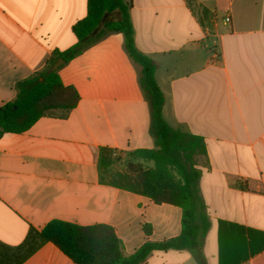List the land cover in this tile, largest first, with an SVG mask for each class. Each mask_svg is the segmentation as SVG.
Wrapping results in <instances>:
<instances>
[{
    "label": "crops",
    "instance_id": "obj_1",
    "mask_svg": "<svg viewBox=\"0 0 264 264\" xmlns=\"http://www.w3.org/2000/svg\"><path fill=\"white\" fill-rule=\"evenodd\" d=\"M126 1L135 43L157 63L166 120L202 135L207 148L195 157L210 222L201 245L156 249L141 264H264V0ZM87 3L0 0V106L54 51L76 44ZM140 72L123 33L109 32L59 68L79 93L75 107L0 135V264H77L30 238L52 219L109 224L127 255L181 233L179 206L101 179L102 148L122 158L155 147Z\"/></svg>",
    "mask_w": 264,
    "mask_h": 264
},
{
    "label": "trees",
    "instance_id": "obj_2",
    "mask_svg": "<svg viewBox=\"0 0 264 264\" xmlns=\"http://www.w3.org/2000/svg\"><path fill=\"white\" fill-rule=\"evenodd\" d=\"M77 42L53 52L46 67L17 82V95L0 106V135L29 129L47 111L68 110L80 96L75 87L65 85L55 61H69L109 32L124 35L125 48L140 67L139 83L151 107L150 134L155 147L137 148L129 153L125 169H111L120 157L113 149L102 148L101 179L108 184L151 197L156 203H170L182 209V230L178 236L147 240L132 254L123 252V243L113 226L106 223L80 225L52 219L40 230L32 229L31 239L52 242L77 264H141L156 249L196 250L210 226L206 206L199 192L201 171L195 157L207 151L202 135L173 127L165 118V94L156 80L157 63L135 43V30L126 0H88L87 14L73 25ZM136 160L153 161L150 167ZM146 235L152 226L144 224Z\"/></svg>",
    "mask_w": 264,
    "mask_h": 264
},
{
    "label": "rangeland",
    "instance_id": "obj_3",
    "mask_svg": "<svg viewBox=\"0 0 264 264\" xmlns=\"http://www.w3.org/2000/svg\"><path fill=\"white\" fill-rule=\"evenodd\" d=\"M129 160H131V157L130 156H128V157H126V156L125 157H122V158H120L119 160H117L114 163V165L111 167V169H120V168L125 169L126 168V164H127V162ZM146 165L147 166H150V167H153L154 166V162L153 161H147L146 162Z\"/></svg>",
    "mask_w": 264,
    "mask_h": 264
},
{
    "label": "built area",
    "instance_id": "obj_4",
    "mask_svg": "<svg viewBox=\"0 0 264 264\" xmlns=\"http://www.w3.org/2000/svg\"><path fill=\"white\" fill-rule=\"evenodd\" d=\"M223 21L225 22V23H229L230 22V15H225L223 18ZM211 29L210 28H207V34H210V31ZM213 57L214 58H218L219 57V52L216 50V49H214L213 50ZM114 155H116V153L114 152Z\"/></svg>",
    "mask_w": 264,
    "mask_h": 264
},
{
    "label": "water",
    "instance_id": "obj_5",
    "mask_svg": "<svg viewBox=\"0 0 264 264\" xmlns=\"http://www.w3.org/2000/svg\"><path fill=\"white\" fill-rule=\"evenodd\" d=\"M65 62V59L63 57L58 58L55 63L52 65V69L55 70L59 68L63 63Z\"/></svg>",
    "mask_w": 264,
    "mask_h": 264
}]
</instances>
